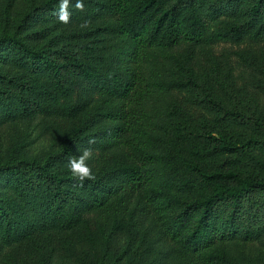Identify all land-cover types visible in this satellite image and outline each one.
<instances>
[{"label": "trees", "instance_id": "obj_1", "mask_svg": "<svg viewBox=\"0 0 264 264\" xmlns=\"http://www.w3.org/2000/svg\"><path fill=\"white\" fill-rule=\"evenodd\" d=\"M168 1L100 3L106 13L117 17L109 30L120 37V43L115 52L101 55L96 62L77 64L80 75L101 100L86 113L75 139L130 147L139 162L119 165L82 184L73 176L55 173L49 157L0 166V251L34 232H73L85 212L102 211L114 224L123 222L124 197L138 195L141 207L154 212L163 231L195 264H246L216 246L255 241L258 231L242 225L234 210L225 214L218 204L264 190V180L233 171L207 174L185 148L170 145L164 149L168 141L159 129L166 114L159 103L171 91L186 86L163 76L165 62L172 58L165 48L181 42L264 41V0H253L245 21L239 20L241 0H177L169 5ZM3 45L11 47L13 60L38 62L41 71L25 86L27 98H0V124L37 114L71 117L84 111L74 103L72 88L62 81L60 68L65 65L17 36L4 35L0 39ZM235 148L226 138L219 139V152ZM215 179L220 181L208 187L207 180ZM6 190L11 191L9 196Z\"/></svg>", "mask_w": 264, "mask_h": 264}, {"label": "rangeland", "instance_id": "obj_2", "mask_svg": "<svg viewBox=\"0 0 264 264\" xmlns=\"http://www.w3.org/2000/svg\"><path fill=\"white\" fill-rule=\"evenodd\" d=\"M47 1L0 0V39L6 34L17 36L27 46L43 49L55 63L65 65L60 68L62 81L72 88L74 103L84 111L71 117L37 114L0 124V166L49 157L54 172L69 178L68 159L86 148L92 150L88 164L95 177L119 165L139 162L130 147L75 139L86 113L101 100L80 75L77 64L96 62L101 55L116 51L120 37L109 25L117 17L100 6L107 0H83V12L74 9L76 0H70V23L63 24L55 15L60 0ZM252 2L241 0L239 20L247 19L245 13ZM164 50L172 58L165 62L163 76L181 80L186 86L171 91L159 103L166 114L159 129L168 141L163 148H185L207 174L233 171L264 180V41L181 42ZM10 51L9 45L0 46V98H27L24 88L38 77L40 63L13 60ZM221 137L236 148L219 152ZM210 181L206 182L208 187L220 180ZM6 191L9 196L11 191ZM122 202L126 208L123 222L114 224L102 211L85 212L73 232H34L3 247L0 264H195L163 231L154 212L141 207L138 195H126ZM218 207L225 214L234 210L242 225L258 231V239L220 243L216 248L236 261L264 264V190H254L237 201H221Z\"/></svg>", "mask_w": 264, "mask_h": 264}, {"label": "clouds", "instance_id": "obj_3", "mask_svg": "<svg viewBox=\"0 0 264 264\" xmlns=\"http://www.w3.org/2000/svg\"><path fill=\"white\" fill-rule=\"evenodd\" d=\"M70 0H60L58 10L55 15L58 17L59 22L63 24L70 23L72 13L69 11ZM74 9L80 12L84 11L83 0H76ZM87 23V22H85ZM89 143H94V140H89ZM92 157V150L90 148L83 149L78 156H72L68 159L67 167L70 170L71 175L81 182L85 180L95 179L92 168L88 164V161Z\"/></svg>", "mask_w": 264, "mask_h": 264}]
</instances>
